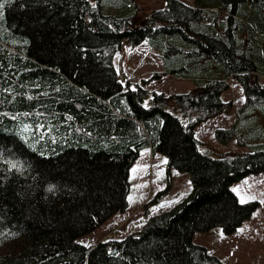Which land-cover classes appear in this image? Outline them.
Masks as SVG:
<instances>
[{
    "label": "trees",
    "instance_id": "obj_1",
    "mask_svg": "<svg viewBox=\"0 0 264 264\" xmlns=\"http://www.w3.org/2000/svg\"><path fill=\"white\" fill-rule=\"evenodd\" d=\"M163 1L143 13L137 0H0V264H224L194 234H231L251 217L257 203L232 185L264 172V144L216 155L195 129L231 111L233 78L245 103L218 141L264 138V0ZM146 39L195 89L123 90L115 55ZM147 147L188 173L192 192L152 215L167 190L147 201L137 233L81 243L128 209Z\"/></svg>",
    "mask_w": 264,
    "mask_h": 264
},
{
    "label": "rangeland",
    "instance_id": "obj_2",
    "mask_svg": "<svg viewBox=\"0 0 264 264\" xmlns=\"http://www.w3.org/2000/svg\"><path fill=\"white\" fill-rule=\"evenodd\" d=\"M183 1L188 4L193 3V0ZM137 2L143 13L164 6L163 0H137ZM114 62L123 89L127 87V81L133 85L137 83L144 85L152 91L166 95L186 93L196 87L193 79L165 73L164 61L151 47L148 39L135 47L129 46L127 41L123 40ZM156 75L159 77L155 78ZM144 79L149 82L143 84ZM258 79L264 84V74H258ZM230 81L231 88L223 93L222 99L233 102L231 111L208 119L195 129L196 136L206 143L202 149L209 148L216 155L217 152H249L257 148L259 144H264V138L260 141L259 139L248 140L246 145H239L237 137L226 144L218 141L216 130L232 127L238 110L245 103L241 84L233 78ZM250 118L255 122L263 119L261 117L254 119V116ZM248 120L250 119L246 121ZM129 183V211L127 209V213L126 211L117 212L94 231L80 237L81 243L90 246L103 240L122 239L137 233L148 219V215L145 214L147 201L167 190L159 202L150 207V215H152L170 210L185 200L193 190L190 175L169 166L166 155L161 152L154 153L150 147L141 151L139 158L130 169ZM232 189L241 203H257L251 217L231 234L225 233L221 227L197 231L194 234V242L207 247L209 252L217 256L224 264H264V172L244 177L235 182Z\"/></svg>",
    "mask_w": 264,
    "mask_h": 264
},
{
    "label": "crops",
    "instance_id": "obj_3",
    "mask_svg": "<svg viewBox=\"0 0 264 264\" xmlns=\"http://www.w3.org/2000/svg\"><path fill=\"white\" fill-rule=\"evenodd\" d=\"M127 211H129V208H128V210ZM127 211H126V213H127Z\"/></svg>",
    "mask_w": 264,
    "mask_h": 264
},
{
    "label": "water",
    "instance_id": "obj_4",
    "mask_svg": "<svg viewBox=\"0 0 264 264\" xmlns=\"http://www.w3.org/2000/svg\"><path fill=\"white\" fill-rule=\"evenodd\" d=\"M151 105H152V102H151Z\"/></svg>",
    "mask_w": 264,
    "mask_h": 264
},
{
    "label": "built area",
    "instance_id": "obj_5",
    "mask_svg": "<svg viewBox=\"0 0 264 264\" xmlns=\"http://www.w3.org/2000/svg\"><path fill=\"white\" fill-rule=\"evenodd\" d=\"M124 89H126V88H124Z\"/></svg>",
    "mask_w": 264,
    "mask_h": 264
}]
</instances>
